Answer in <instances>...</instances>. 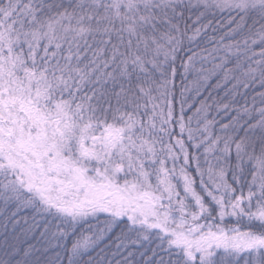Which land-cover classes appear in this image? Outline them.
I'll use <instances>...</instances> for the list:
<instances>
[{
  "label": "snow or ice",
  "instance_id": "snow-or-ice-1",
  "mask_svg": "<svg viewBox=\"0 0 264 264\" xmlns=\"http://www.w3.org/2000/svg\"><path fill=\"white\" fill-rule=\"evenodd\" d=\"M0 264H264V0H0Z\"/></svg>",
  "mask_w": 264,
  "mask_h": 264
}]
</instances>
